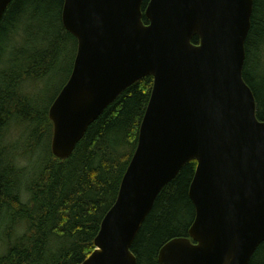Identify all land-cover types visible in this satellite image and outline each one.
<instances>
[{"label": "water", "instance_id": "1", "mask_svg": "<svg viewBox=\"0 0 264 264\" xmlns=\"http://www.w3.org/2000/svg\"><path fill=\"white\" fill-rule=\"evenodd\" d=\"M12 1L0 0V20ZM142 3L64 4V26L77 37L78 51L49 110L55 156L69 157L126 88L154 77L118 197L81 264H137L131 247L144 220L193 159L196 217L188 237L162 246L160 264H249L264 241V120L243 78L254 0H150L149 24Z\"/></svg>", "mask_w": 264, "mask_h": 264}, {"label": "trees", "instance_id": "2", "mask_svg": "<svg viewBox=\"0 0 264 264\" xmlns=\"http://www.w3.org/2000/svg\"><path fill=\"white\" fill-rule=\"evenodd\" d=\"M149 2L142 3L145 24ZM64 4L13 0L0 20V264H81L93 253L137 148L153 89L152 75L130 85L90 124L69 157L55 156L49 110L78 51L77 37L64 26ZM192 42L199 44L200 37ZM58 76L62 84L47 101V88L38 89ZM243 78L264 120V0H254ZM11 127L22 129L17 142L9 141ZM197 164L187 162L157 196L131 247L137 264H160L166 242L189 236ZM249 264H264V241Z\"/></svg>", "mask_w": 264, "mask_h": 264}, {"label": "rangeland", "instance_id": "3", "mask_svg": "<svg viewBox=\"0 0 264 264\" xmlns=\"http://www.w3.org/2000/svg\"><path fill=\"white\" fill-rule=\"evenodd\" d=\"M61 84H62V78L58 76L57 78H55L53 82L47 83L42 88H39L38 91L41 92L42 90L47 88L46 99L47 101H49L53 97L57 89L61 86ZM21 130L22 129H19V127H11L8 132L9 141H11L10 139H13V141L15 142L19 141V139L23 135V132ZM24 164H26L25 160H24Z\"/></svg>", "mask_w": 264, "mask_h": 264}]
</instances>
